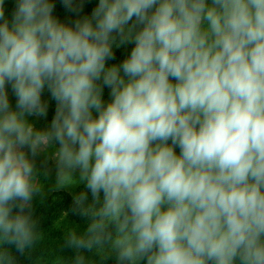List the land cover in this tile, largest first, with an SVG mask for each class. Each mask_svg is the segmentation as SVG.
<instances>
[{
	"label": "clouds",
	"instance_id": "clouds-1",
	"mask_svg": "<svg viewBox=\"0 0 264 264\" xmlns=\"http://www.w3.org/2000/svg\"><path fill=\"white\" fill-rule=\"evenodd\" d=\"M60 2L0 0V264L44 239L49 160L87 227L48 264H264V0Z\"/></svg>",
	"mask_w": 264,
	"mask_h": 264
},
{
	"label": "trees",
	"instance_id": "trees-1",
	"mask_svg": "<svg viewBox=\"0 0 264 264\" xmlns=\"http://www.w3.org/2000/svg\"><path fill=\"white\" fill-rule=\"evenodd\" d=\"M56 3V8L54 10V15L57 16L61 21L66 23H72L77 18L73 13H69L61 4L60 0H54ZM98 4V0H86L84 4L83 11L79 13L82 17L84 15H90L93 8ZM15 7V0H5V11L6 16L11 18V12ZM134 45L127 44L120 48L115 49V60L109 61V64L121 62L131 51ZM108 89L104 90V99L107 101L109 99ZM8 92L10 99L15 102L16 98L12 94L10 86L8 87ZM44 100L48 101L49 109L46 118H37L35 121V127L37 129L47 128L55 114V101L51 99L50 94L47 90L44 91ZM179 149L177 148V152ZM85 190L84 185L78 186L75 190L71 192L67 191H53L47 192L43 203L37 198L34 202L35 215L40 219V227L44 233V239L38 246V248L32 252L30 257L16 255V264H48L49 261L55 259L57 256H63L65 260L74 256V252L71 249L60 250V245L63 243V233L69 228H75L79 232H83L87 227L86 218H82L79 215L73 214L72 209V197L73 195ZM89 200H91V195L89 193ZM86 255H91L86 253ZM98 259V257H94ZM94 258L89 257L93 261ZM105 264H115L114 257L105 262ZM143 264V262H141Z\"/></svg>",
	"mask_w": 264,
	"mask_h": 264
},
{
	"label": "rangeland",
	"instance_id": "rangeland-1",
	"mask_svg": "<svg viewBox=\"0 0 264 264\" xmlns=\"http://www.w3.org/2000/svg\"><path fill=\"white\" fill-rule=\"evenodd\" d=\"M9 99H10V96H9ZM10 103H11L12 107L15 108V102L10 99ZM28 119L35 126V121H36L37 117H28ZM52 151H54V149L49 150V155L51 154ZM43 161H44V156H43V154H41L40 156L37 157V165L40 166ZM48 167L50 169H52V174H51V177L49 178L48 182H46V181L44 182V183H46L45 191H47L48 187H50L55 182V164H54V162L49 160L48 161ZM77 177H78V173H77ZM80 185H83V184H72L69 188L61 189L60 191L71 192V191L75 190Z\"/></svg>",
	"mask_w": 264,
	"mask_h": 264
}]
</instances>
